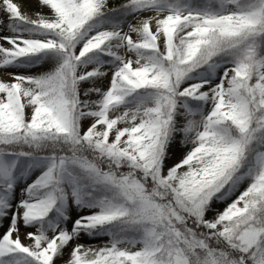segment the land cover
Masks as SVG:
<instances>
[{"label":"snow or ice","instance_id":"snow-or-ice-1","mask_svg":"<svg viewBox=\"0 0 264 264\" xmlns=\"http://www.w3.org/2000/svg\"><path fill=\"white\" fill-rule=\"evenodd\" d=\"M0 264H264V0H0Z\"/></svg>","mask_w":264,"mask_h":264}]
</instances>
